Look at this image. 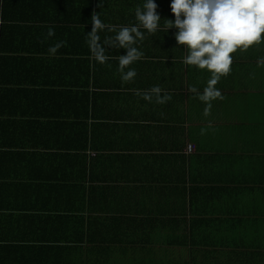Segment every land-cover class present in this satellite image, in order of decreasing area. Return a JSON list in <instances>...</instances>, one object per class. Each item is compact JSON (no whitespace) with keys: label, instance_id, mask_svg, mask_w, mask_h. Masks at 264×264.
Instances as JSON below:
<instances>
[{"label":"crops","instance_id":"obj_1","mask_svg":"<svg viewBox=\"0 0 264 264\" xmlns=\"http://www.w3.org/2000/svg\"><path fill=\"white\" fill-rule=\"evenodd\" d=\"M154 2L126 81L124 50L100 63L87 33L93 13L135 24L143 0H0V264H264V43L203 99L211 74Z\"/></svg>","mask_w":264,"mask_h":264},{"label":"clouds","instance_id":"obj_2","mask_svg":"<svg viewBox=\"0 0 264 264\" xmlns=\"http://www.w3.org/2000/svg\"><path fill=\"white\" fill-rule=\"evenodd\" d=\"M157 7L154 0H143L142 5L135 8L136 23L118 30L109 28L99 13L91 16L92 28L87 33L89 49L100 63L109 60L108 48L123 49L125 54L118 58L122 80H132L137 75L130 66L143 57L138 42L144 40L145 34L160 30ZM170 9L174 20L165 19L167 32L176 30L174 39L185 53L183 63L211 74L202 98L219 97L216 85L230 72L233 54L264 43V0H171ZM106 29L114 31L115 35L102 41L100 32ZM47 35L53 37L55 31L49 29ZM62 46L63 41L48 51L55 54ZM153 96L161 104L171 99L162 94L159 86H153L144 98L151 100Z\"/></svg>","mask_w":264,"mask_h":264},{"label":"bare ground","instance_id":"obj_3","mask_svg":"<svg viewBox=\"0 0 264 264\" xmlns=\"http://www.w3.org/2000/svg\"><path fill=\"white\" fill-rule=\"evenodd\" d=\"M188 149L190 150V147H188Z\"/></svg>","mask_w":264,"mask_h":264}]
</instances>
